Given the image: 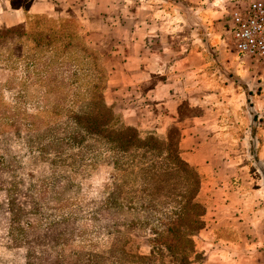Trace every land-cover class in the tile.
Wrapping results in <instances>:
<instances>
[{"label":"crops","instance_id":"obj_1","mask_svg":"<svg viewBox=\"0 0 264 264\" xmlns=\"http://www.w3.org/2000/svg\"><path fill=\"white\" fill-rule=\"evenodd\" d=\"M250 1L92 0L88 7L94 49L107 73L105 93L135 88L143 97L141 116L127 111L124 122L165 138L175 130L181 159L201 175L196 199L205 226L195 238L201 264H264V163L246 161L247 154H264V119L253 132L264 95L255 92L261 85L242 78L247 71L223 49L221 30L222 8ZM83 3L0 0V25L84 12Z\"/></svg>","mask_w":264,"mask_h":264},{"label":"rangeland","instance_id":"obj_2","mask_svg":"<svg viewBox=\"0 0 264 264\" xmlns=\"http://www.w3.org/2000/svg\"><path fill=\"white\" fill-rule=\"evenodd\" d=\"M84 1L85 3L81 7L84 12L69 11L67 14L57 17L46 14L29 15L16 31L0 25V113L3 116L0 115V124L2 121L5 123L10 121L11 114L19 110V113L40 115L42 105H40L39 99L42 91L47 92L52 88L51 86L56 84V80L53 82L51 78L56 76L59 68L64 70L63 63L66 61L63 59L69 58L65 54L62 55V52L68 43L71 45L79 43L85 48L96 50L92 42V12L90 11L92 9H89L92 8V0ZM237 8L229 11L222 8L223 49L237 58L242 73L246 74L247 71V75L242 77L245 78L246 83H256L264 88V68L257 65L252 58L245 55L239 56L234 51L229 32V16ZM17 46L21 50L19 57L14 54V47ZM77 57L78 55H76ZM74 62L76 63V61ZM102 65L104 68L103 61ZM79 69L80 85L81 88L86 89L85 97L88 99L79 102L75 110L78 111L81 120L78 124L81 128L85 127L90 131L82 149L64 150L63 154L58 157L50 150L43 154L39 151L41 145L47 144L44 139L52 140L57 132L55 130L60 128L57 124L56 128H54L55 124H49L50 128L46 129L49 120L48 112L41 114L46 121L40 128L41 131L31 132L28 138H21L25 137L23 132L17 136L11 131L12 129H9L10 127L5 128L2 131L4 133L0 130V157L2 158V163H0V264H28V259L31 257L28 247L33 242L25 241L24 230L30 228V223L33 224L31 227L38 228L39 234L46 230L45 242L50 246L55 245L53 240L55 236L60 235L61 241L57 243V248L61 249L62 258H72L76 254L80 259L89 260L88 264H92V262L107 264V255L109 254L105 250L112 233L103 228L108 225L107 222L101 223L92 220V212L96 210L100 202L108 201L110 197L116 200L120 206L116 214L126 224L134 222V220L140 224L149 221L151 226L157 227V215L154 213L155 193L157 192V183L161 180L168 186L165 190V194L169 195L168 198H176V200L170 201L169 207H165L164 211L169 213L175 207H179L176 203L180 197L174 193V190L178 188L181 181L183 182L187 171L177 166L175 162L177 160L165 161L162 157L168 158L169 154L166 152L161 151L163 155L158 157L160 156L158 142L160 140L154 136L152 130L140 129L135 123L124 122L127 111L140 110L138 114L141 116L144 110L143 97L139 91L135 88L114 89L104 92L101 99L106 106H112L116 114L122 116L121 126H124L122 140H128L135 134L140 142L148 138L154 146L139 149L134 145H128L124 149L126 153L108 151L105 143L104 146H100L93 141L92 127H89V124L85 122V119H88L92 124V118L101 119L96 114L95 100L89 97L92 96L91 60L83 59ZM59 77L60 75H57V78ZM262 88L255 91L258 96L264 95ZM18 92L24 98L19 103L16 102ZM53 95L54 92H51L49 98L45 97L47 102L53 100ZM257 100L258 114L256 117L258 120L254 133L257 132L259 121L264 119V96ZM241 104H243V108L248 105L243 96ZM70 118L62 120L64 130H70L69 125L74 126L71 124ZM125 128L131 131L126 132ZM96 137L98 138V136ZM31 147L33 148L31 149ZM170 149L176 151L173 147ZM93 150H98L99 157L95 159L92 157ZM174 151L172 155L175 154ZM127 152H131V155L127 156ZM231 161L234 163L244 161V157L239 161ZM246 161L250 163L262 161L264 163V154H261L260 157L247 154ZM144 182L150 184L147 195L141 192ZM11 184H14V189L21 192L20 199L23 203L25 202L28 209H33L32 207L37 204L41 207L43 205L41 212L34 210L36 214L27 215L28 221H30L28 224H25L22 219L19 225L15 227L12 225L11 213L8 210L10 197L13 196L8 192L12 189ZM41 184H46L48 190L36 192V188H41ZM23 194L28 195V199ZM144 200L149 204V209H140ZM72 213L76 219L69 216ZM65 217L72 218L73 221H67ZM59 222L62 225L58 224ZM57 224V231L54 232L52 226ZM150 234V226H147L143 233L137 230H121L120 243L123 246L128 244L132 252H136L144 258L138 264H147L146 258L150 256L151 249L148 243ZM97 247L99 249H94ZM91 250L102 253H95L96 256H92ZM121 255L119 252L114 254L120 260ZM75 260L78 258L75 257ZM155 264L160 263L158 261Z\"/></svg>","mask_w":264,"mask_h":264},{"label":"trees","instance_id":"obj_3","mask_svg":"<svg viewBox=\"0 0 264 264\" xmlns=\"http://www.w3.org/2000/svg\"><path fill=\"white\" fill-rule=\"evenodd\" d=\"M21 25L10 27V30L16 31ZM14 54L18 57L21 55L20 47H14ZM64 54L69 58L63 59L66 61L63 63L64 70L59 68L56 76L51 78L53 82L56 80V84L51 86L52 88L49 91H42V95L39 99L41 102L40 105H42L40 115L27 114L26 112L19 113V110L16 113L11 114L12 117L10 121H7V123H5V121L1 122V132L4 131L5 128L10 127L9 129H12L11 131L16 133L17 136H20V133L23 132L25 133L23 134L25 137L21 138H28L30 137L31 132L38 133L41 131L40 128L43 127L46 122L41 114L48 112L49 120L47 122L48 124L46 129L50 128L49 124H55L54 128H56L57 124L60 128L55 130L57 132L52 140L49 141V139H44L47 144L41 145L39 151L43 154L47 150H50L56 157H58L63 154L64 150L71 151V149L74 148L82 149L87 141L88 133H90V131L85 127L81 128L78 124L81 120L79 119L78 111L75 110V107L79 102L88 99L85 97V95H87L86 89L81 88L80 85L81 78H79V67L81 66V61L83 59L89 58L92 64V96L89 97H92V100H95L94 106L97 110L96 114L101 117V119L96 117L92 118V124H90L88 119H85V122L89 124V127H92L93 141L100 146H104L105 143L108 151L115 153H126L124 152V149L125 146L128 145H134L139 149L154 146L148 138H145L142 142H140L135 134L128 140H122V138H124V133L122 131L124 126H121L122 116H120V114H116L112 106H106L101 99V96L104 94L106 89L107 73L103 68L100 54L96 50L85 48L79 43H75L73 45L68 43L67 47L62 52V55ZM76 55H78L77 58ZM74 61H76V63ZM57 75H60V77L57 78ZM51 92H54V101L49 100V102H51L49 103L45 97L49 98L48 96ZM16 99V102L18 103L24 100L23 95L20 92H18ZM64 118H70L72 122L71 124H74V126L69 125L70 130H64V123L62 122ZM125 131L129 132L131 130L125 128ZM153 134L160 140L158 141L160 145V156L158 157H162V152H166L169 156L168 158L162 157L165 161L173 162L177 160L175 161L177 166L187 171V174L185 171L186 177L183 179V182L181 181L178 188H175L174 190V193L180 197L177 199L178 202L176 203L179 207H175L169 213L164 211L165 207H169L171 203L170 201H172V199L176 200V198H168L169 195L165 194V190L168 186L161 180L157 183V192L155 193L156 205L154 213L157 215V227L151 226L149 221L140 224L134 220V222L131 221L126 224L122 222L119 215L116 214V212L120 209L116 200L110 197L108 201L100 202L97 205L96 210L92 212V220H97L101 223L107 222L108 225L103 228L104 230L112 233L105 250V252L108 251L107 253L109 254L107 255V264H138L141 259H144L136 252H132L128 244H124L123 246L120 243V235L122 229L137 230L138 232L143 233L147 226H150L151 231L150 238L148 240L151 249L150 256L146 258L147 264H155L158 261L160 264H201L204 261V257L196 251L195 246V238L199 234L200 230H202L205 226V209L196 199L201 188V175L195 168L190 167L181 159L180 152L177 148L178 136L175 130L171 131L166 138L157 135L155 131H153ZM96 136H98L99 139ZM101 140H103V142H100ZM172 147L175 148L176 151H174V149L171 150L170 148ZM32 148L33 147H31V149ZM173 151L177 154V156H174V153V155H172ZM99 155L100 153H98V150L92 151V157L94 159L99 157ZM130 155L131 152H127V156ZM0 163H2L1 157ZM10 186H12V189L8 190V192L13 196L10 197L8 210L11 213L12 225H14V227L19 225V222L22 219L25 224L30 223L27 215H34L36 212H41L43 205L41 204V207L37 204L35 207H32L33 209H28L25 202L23 203L20 199L19 195L21 192L13 188L14 184H11ZM40 187L41 188H36V192H44L48 190V186L46 184H41ZM149 187L150 184L144 182L141 192L147 195ZM27 196L28 195H25V198L28 199ZM40 203L42 202L40 201ZM149 207V204H147L144 200L140 209H149ZM34 210L36 212H34ZM112 212L114 213L112 214ZM69 216L76 219V216L73 215V213ZM65 218L67 221H73L72 218ZM58 224L62 225L61 222ZM58 224L56 226H52L54 227L52 229L54 232L57 231ZM32 225L33 224L30 223V228H26L28 231L22 228L25 232V241L27 243L33 242V244L28 247V250L31 251V257L28 259V264H88L87 261L89 260L84 258L80 259L76 254H74L72 258H62V251L60 248H57V243L61 241L60 235L55 236L53 240L55 245L50 246V244L45 242L46 230L39 234V230H37L38 228H35L34 226L31 227ZM94 249L99 248L97 247ZM115 252L122 254L121 260L119 257L114 256ZM90 253L94 256L95 253L102 252L96 250L92 252L91 250ZM75 257L78 258V260H75ZM92 264L96 263L92 262Z\"/></svg>","mask_w":264,"mask_h":264},{"label":"built area","instance_id":"obj_4","mask_svg":"<svg viewBox=\"0 0 264 264\" xmlns=\"http://www.w3.org/2000/svg\"><path fill=\"white\" fill-rule=\"evenodd\" d=\"M229 24L236 53L252 58L264 68V0H252L242 9L233 11Z\"/></svg>","mask_w":264,"mask_h":264}]
</instances>
